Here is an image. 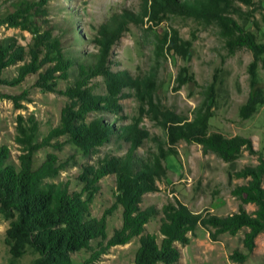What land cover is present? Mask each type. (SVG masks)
I'll use <instances>...</instances> for the list:
<instances>
[{"label": "rangeland", "instance_id": "obj_1", "mask_svg": "<svg viewBox=\"0 0 264 264\" xmlns=\"http://www.w3.org/2000/svg\"><path fill=\"white\" fill-rule=\"evenodd\" d=\"M38 0H0V41L12 38L16 45L25 47L31 42L27 31L3 24V19L23 5ZM240 9L234 18L254 34L258 43H264V0H250V4L236 2ZM41 16H33L39 33L48 31L51 41H56L67 58L90 63L91 56L99 52L95 38L99 32H115L105 66L111 72L127 77L128 86L117 95L119 114L92 113L88 120L100 116L104 123L120 129V126L136 125L145 138L134 155L143 161L152 160L164 153L162 165L166 174L157 182V191L143 196L141 209L153 207L158 214L145 226V233L154 235L159 243L161 208L168 203H181L194 213L227 216L238 211L240 201L232 191L246 184L247 179H236L234 173L246 166H255L264 159V105L258 107L249 119L242 120L238 111L248 97L247 67L251 53L239 49L233 55L227 53L224 40L215 25H205L180 13H168L152 5V0H47ZM33 15V14H32ZM190 42L186 57L183 43ZM28 56H26L27 62ZM19 62L2 71V78L16 76ZM186 71L193 82L178 88L177 77ZM65 81L54 80L56 92L46 91L37 84V74H29L17 86L0 85V147H6L10 160L17 163L22 150L16 138V118L33 117L38 125L40 141L59 124L62 108L69 99L58 91L72 86L76 68L70 69ZM258 81L264 90V70L257 68ZM214 86V107L209 120L211 132L225 137L241 135L250 138L255 154L243 152L232 164L224 163L213 154H202L197 144L179 141L170 154L163 121L170 114L191 120L195 109L203 100V93ZM94 96L105 95L101 76L94 77L85 85ZM23 97V98H22ZM130 144L117 139L85 154L66 142V138L51 139L49 146L36 154L41 164L47 154L56 156L62 166L56 177L44 182L59 184L69 192H80L83 184L80 176L86 169L96 168L106 156L120 157ZM160 147V149H159ZM98 192L90 204V216H106V232L110 238L121 225V209L114 208L115 182L107 175L98 182ZM264 187V176L262 180ZM247 213L255 207L243 205ZM9 220L0 214V264H29L37 256L25 252L13 258L5 244V230ZM244 230L235 235L221 234L211 240L207 231L198 227L187 246L178 245L181 257L177 264H239L230 259L235 251L247 255L242 264H264V232L255 239V248L248 253L243 244ZM137 238L123 246L111 247L93 264H132L138 248ZM98 249L97 241L90 250L71 255L81 263Z\"/></svg>", "mask_w": 264, "mask_h": 264}, {"label": "trees", "instance_id": "obj_2", "mask_svg": "<svg viewBox=\"0 0 264 264\" xmlns=\"http://www.w3.org/2000/svg\"><path fill=\"white\" fill-rule=\"evenodd\" d=\"M47 0L23 5L6 16L2 23L10 28L27 31L31 42L25 47L16 45L12 38L0 41V85L17 86L29 74H37V84L46 91L56 92L54 80L65 81L70 69L75 66L72 86L58 91L69 99L60 113L59 124L46 137L38 141V125L33 117L16 118L17 142L21 154L17 163L10 160L6 147H0V214L9 220L5 230V244L13 258L30 252L37 257L29 264H93L108 249L123 246L137 238L138 248L132 264H177L181 253L178 245L187 246L198 227L205 229L211 240L221 234L235 235L244 230L243 244L248 253L255 248V239L264 232V159L255 166H246L234 173L236 179H247L246 184L235 187L232 194L240 201L238 211L227 216L194 213L181 203H168L161 208L158 243L154 235L145 233V226L158 212L153 207L141 209L143 196L157 191V182L165 176L162 165L164 153L152 160L143 161L134 152L145 134L136 125L120 126L116 129L104 123L100 116L88 120L92 113L116 115L120 112L117 95L128 86L127 77L110 71L105 66L107 55L113 46L115 32L102 30L95 42L99 52L91 56L90 63L67 58L50 33H39L33 16H41ZM236 2L249 5L250 0H152L154 8H163L168 13H180L205 25H215L227 53L233 55L239 49L251 53L252 61L247 67L249 93L240 106V119H249L258 107L264 105V90L258 81L257 68L264 70V43H258L254 34L239 24L234 16L240 9ZM33 14V15H32ZM184 55L191 47L183 43ZM28 56V61H26ZM186 57V55H185ZM17 66L16 76L10 80L2 78V71ZM177 77L178 88L193 82L186 71ZM101 76L105 84V95L94 96L85 85L88 80ZM23 98V97H22ZM214 107V86L203 93L201 104L195 109L191 120L170 114L163 121L170 154L179 141L197 144L202 154H213L224 163L232 165L243 152L255 154L250 138L241 135L225 137L218 132H209V120ZM64 137L66 142L88 154L98 150L112 139L130 144L120 157L106 156L96 168L86 169L80 176L83 187L80 192H69L59 184L46 183L62 170L57 158L47 154L41 164L36 163L39 150L49 146L51 139ZM160 149V147H159ZM107 175L114 176V208L121 209V225L110 238L106 232V216H90L91 201L98 192V182ZM255 207L247 213L243 205ZM97 241L98 249L81 263L73 261L71 255L90 250ZM247 255L234 252L230 259L242 264Z\"/></svg>", "mask_w": 264, "mask_h": 264}]
</instances>
